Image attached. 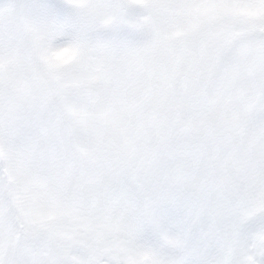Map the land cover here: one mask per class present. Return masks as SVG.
I'll list each match as a JSON object with an SVG mask.
<instances>
[{"label":"snow or ice","instance_id":"obj_1","mask_svg":"<svg viewBox=\"0 0 264 264\" xmlns=\"http://www.w3.org/2000/svg\"><path fill=\"white\" fill-rule=\"evenodd\" d=\"M0 264H264V0H0Z\"/></svg>","mask_w":264,"mask_h":264}]
</instances>
